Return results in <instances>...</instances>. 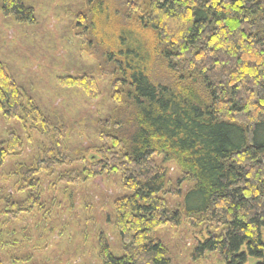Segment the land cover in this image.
<instances>
[{
    "label": "trees",
    "instance_id": "trees-1",
    "mask_svg": "<svg viewBox=\"0 0 264 264\" xmlns=\"http://www.w3.org/2000/svg\"><path fill=\"white\" fill-rule=\"evenodd\" d=\"M123 1L122 26H134L138 41L120 25L116 34L114 20L107 21L109 12L120 17L111 0H85L77 23L80 36L92 37L96 73L111 97L44 106L0 61V113L22 128L0 139V168L25 156L27 144L40 148L31 163L11 166L13 192L4 196L3 210L40 204L46 176L64 165L70 166L57 182L120 171L130 190L114 201L123 252L114 255L106 234H99L100 264H172L154 235L181 215L164 196L168 169L155 159L162 155L177 163L181 180L194 181L183 211L212 228L196 254L216 250L225 264H245L249 256L264 264V0ZM25 3L0 0V9L18 22H34V8ZM71 82L91 96L99 90L92 76ZM90 150L97 154L88 157ZM23 231H0V264H52L49 257L37 259L41 245Z\"/></svg>",
    "mask_w": 264,
    "mask_h": 264
},
{
    "label": "rangeland",
    "instance_id": "rangeland-1",
    "mask_svg": "<svg viewBox=\"0 0 264 264\" xmlns=\"http://www.w3.org/2000/svg\"><path fill=\"white\" fill-rule=\"evenodd\" d=\"M24 1L34 8V22H18L4 15L0 9V61L24 86L27 94L41 105L60 109L69 107L70 103L81 104L85 97H100V101L101 97H111L112 89L96 73L95 59L91 55L93 49L90 48L92 37L79 35L83 25L77 24L78 17L86 11L85 0ZM111 1L115 6L112 5L110 10L120 11V17L114 18L109 12L105 16L107 21L110 19L111 23L114 20L116 26L112 27L116 34L128 32L132 40L138 41L139 33L134 26H122L126 20L123 16L124 1ZM119 25L121 31L116 29ZM108 32L105 31L104 38ZM95 56L102 61L98 52ZM80 76H92L96 80L100 90L97 88L92 92L96 96L85 93L83 88L71 82L72 77ZM75 110L73 108L70 113L74 118L78 115ZM11 128L22 130L17 121L0 113V139L6 137ZM31 144H27L25 156L14 155L0 168V231L6 227L10 230L12 226L19 231H30L34 238L32 244L41 245L37 259L49 257L52 264H100L97 239L101 233L108 237L113 254L121 255V242L113 224L114 201L129 194L130 190L123 187L120 171L72 183L57 182L60 172L70 166L64 165L52 176H46L40 204L32 205L30 209L24 206L20 211L15 206H10V211L3 210L4 196L13 192L11 166L20 161L31 163L40 149L39 142ZM93 154L97 152L90 150L86 155L91 157ZM155 159L168 169L164 196L172 209L181 211L177 221L166 223L154 233L171 253L172 264H225L216 250L196 254L199 242L209 236L212 228L203 222L194 224L183 211L190 204L187 194L194 181L181 180V171L175 161H165L162 155H155ZM26 193L22 192V197L25 198ZM17 215L20 219L12 224L13 217ZM259 260L249 256L245 264H255Z\"/></svg>",
    "mask_w": 264,
    "mask_h": 264
}]
</instances>
